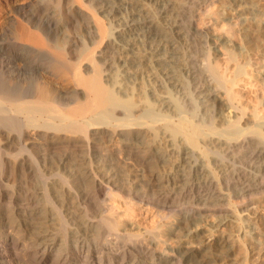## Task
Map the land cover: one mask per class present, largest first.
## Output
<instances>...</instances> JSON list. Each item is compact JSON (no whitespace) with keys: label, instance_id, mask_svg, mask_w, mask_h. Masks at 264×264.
<instances>
[{"label":"bare ground","instance_id":"bare-ground-1","mask_svg":"<svg viewBox=\"0 0 264 264\" xmlns=\"http://www.w3.org/2000/svg\"><path fill=\"white\" fill-rule=\"evenodd\" d=\"M10 1L0 264H242L234 230L262 258L260 212L241 207L264 201V115L238 110L243 71L221 73L210 53L227 43L196 22L222 1L224 23L264 46V0ZM253 75L264 85V64ZM114 195L178 214L139 235Z\"/></svg>","mask_w":264,"mask_h":264},{"label":"rangeland","instance_id":"rangeland-1","mask_svg":"<svg viewBox=\"0 0 264 264\" xmlns=\"http://www.w3.org/2000/svg\"><path fill=\"white\" fill-rule=\"evenodd\" d=\"M221 3L223 2L218 1L214 7L210 8L207 12L208 14L203 15L196 22V27L200 29H208L210 35L213 37H224V39H222V42L227 43L226 47H223L220 44L218 45L221 50L218 52L217 57H213V55H216L217 53H210V56L214 58L213 64L221 71V73H224L227 77L231 78L236 69H242L243 75L239 77L237 83L232 87L234 93L236 94L234 103L238 106V110L245 111V116L253 117L252 115L255 112L258 116H263L264 105L262 104L264 102V85L254 77L253 71H260V69H262L263 67L264 46L261 45L259 41H257L252 33H242V26L239 25V23H237L236 21H234L231 25H227L226 23H224L222 19L223 17L220 15V13L224 12L225 9H223ZM11 4L12 2L10 0H0V7L3 12L7 10L9 11L10 7H12ZM1 14L2 13H0V33H2V36L10 42H14L16 34L15 32L8 30L7 23L1 16ZM203 20L206 22L203 23ZM251 26V28H254L255 24H252ZM67 32L69 34L74 33L71 29L70 31L68 29ZM215 43L216 45L219 43V41H217V38ZM240 50L245 51L241 53ZM229 51H232L234 53L233 59H230L228 54ZM248 61L252 63L247 65ZM222 97L226 98L224 95H222ZM148 174L149 173L146 172V175ZM9 180L10 183H13L16 180L15 175L12 174ZM113 201H115L116 207L115 209H112L110 211L112 217L117 220L124 219L128 224L131 225V227H135L134 231L139 235H141L139 232L156 233L157 235H159V233L165 231L169 226H171V222L173 221L172 219H174L178 214L172 213V215H166L165 213L159 212L150 205H143L134 201L127 203L125 200L115 195L113 196ZM239 207H241V204L237 205L235 209L237 210V208ZM241 208L244 209L245 213L247 214L260 212L259 214L261 219L258 220V230L260 232L259 234L261 236V239H264V218L261 217V214L264 213V201L260 202V199H254L249 207ZM236 214L238 213L236 212ZM247 214L243 213L242 216L247 217ZM208 221L212 223L213 221H215V218H209ZM239 224L241 223L238 222V225ZM220 232H222L223 234L226 233L223 231ZM239 234H237L235 230L233 231L234 243L236 245V259L238 261H242V264H264V254L262 258H257V254L250 255L249 250H251L252 248H249L252 246V244L249 242L247 243V241L241 240L240 238L244 234ZM262 242L264 243V240ZM173 244V239H170L168 241V246H171ZM246 244L248 245V247ZM165 246L166 245L163 244V242H159L156 244V250L158 252H162ZM259 253L262 254L263 250L258 251V254ZM246 256L250 259L245 260L244 257ZM27 262L31 264L30 260H27Z\"/></svg>","mask_w":264,"mask_h":264}]
</instances>
